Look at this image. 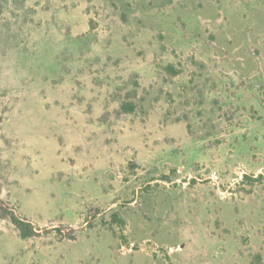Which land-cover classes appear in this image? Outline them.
<instances>
[{
  "label": "rangeland",
  "instance_id": "obj_1",
  "mask_svg": "<svg viewBox=\"0 0 264 264\" xmlns=\"http://www.w3.org/2000/svg\"><path fill=\"white\" fill-rule=\"evenodd\" d=\"M0 201V264H264V0H0Z\"/></svg>",
  "mask_w": 264,
  "mask_h": 264
},
{
  "label": "trees",
  "instance_id": "obj_2",
  "mask_svg": "<svg viewBox=\"0 0 264 264\" xmlns=\"http://www.w3.org/2000/svg\"><path fill=\"white\" fill-rule=\"evenodd\" d=\"M0 216L4 218H8L12 222V224L16 227V229L20 232L23 238L29 239L37 235V232L32 226V224L20 218L18 215L15 214L13 210H11L1 201H0ZM57 231L59 230L57 229Z\"/></svg>",
  "mask_w": 264,
  "mask_h": 264
}]
</instances>
